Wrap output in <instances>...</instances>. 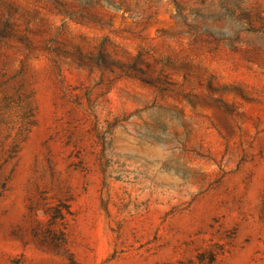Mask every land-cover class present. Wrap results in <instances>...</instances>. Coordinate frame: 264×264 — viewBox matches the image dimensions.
Returning <instances> with one entry per match:
<instances>
[{"label":"rangeland","instance_id":"obj_1","mask_svg":"<svg viewBox=\"0 0 264 264\" xmlns=\"http://www.w3.org/2000/svg\"><path fill=\"white\" fill-rule=\"evenodd\" d=\"M59 200L78 264H264V0H0V264Z\"/></svg>","mask_w":264,"mask_h":264},{"label":"trees","instance_id":"obj_2","mask_svg":"<svg viewBox=\"0 0 264 264\" xmlns=\"http://www.w3.org/2000/svg\"><path fill=\"white\" fill-rule=\"evenodd\" d=\"M32 217H37L38 207L34 203L29 208ZM47 217L45 226H41L39 219L31 230L32 238L42 247L65 256L70 264H78L71 253L67 240V217L71 215L70 206L64 201H58L52 205H45L43 210ZM219 256V251L208 250L197 255V264H213Z\"/></svg>","mask_w":264,"mask_h":264}]
</instances>
